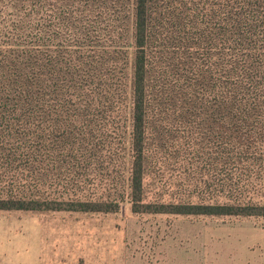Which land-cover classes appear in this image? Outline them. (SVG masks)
I'll return each instance as SVG.
<instances>
[{"label":"trees","instance_id":"16d2710c","mask_svg":"<svg viewBox=\"0 0 264 264\" xmlns=\"http://www.w3.org/2000/svg\"><path fill=\"white\" fill-rule=\"evenodd\" d=\"M264 218V0H0V212Z\"/></svg>","mask_w":264,"mask_h":264},{"label":"rangeland","instance_id":"374dc122","mask_svg":"<svg viewBox=\"0 0 264 264\" xmlns=\"http://www.w3.org/2000/svg\"><path fill=\"white\" fill-rule=\"evenodd\" d=\"M0 264H264V218L4 211Z\"/></svg>","mask_w":264,"mask_h":264}]
</instances>
